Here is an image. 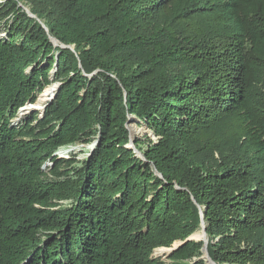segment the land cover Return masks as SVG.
<instances>
[{
  "label": "trees",
  "instance_id": "trees-1",
  "mask_svg": "<svg viewBox=\"0 0 264 264\" xmlns=\"http://www.w3.org/2000/svg\"><path fill=\"white\" fill-rule=\"evenodd\" d=\"M262 64L264 0H2L0 264H161L202 221L216 264H264ZM128 119L157 137L142 157Z\"/></svg>",
  "mask_w": 264,
  "mask_h": 264
},
{
  "label": "rangeland",
  "instance_id": "rangeland-1",
  "mask_svg": "<svg viewBox=\"0 0 264 264\" xmlns=\"http://www.w3.org/2000/svg\"><path fill=\"white\" fill-rule=\"evenodd\" d=\"M1 1L2 0H0V2ZM23 5L29 8L28 5H25V4H23ZM261 68L264 69V64H262V67ZM56 83H58V82H52L51 84H49L48 86H46L43 89V91L37 95V98H36L35 102L34 103H31L32 106L41 104L39 106L40 109L33 108V109H30V110H27V111H23V112H21L20 109H19L18 112H17V116L14 118V121L17 120L18 118H21V117H24L25 115H28L32 111H38L39 112V116L41 114H43V111L45 109V106L50 101V99L52 97V94L49 97H47V100H45L43 102H40L39 101L41 99V95L44 93V90L47 87H49L51 85H56ZM130 126L132 128L133 136L134 137H137L138 139H141L143 142H145L146 139L155 141L156 138H157L156 136H154V134L150 130H147L146 128L145 129L144 128H140L141 126H138L133 120L130 121ZM94 144H95V140L89 141L88 143L79 141V142H76V143H73V144H69L67 146L60 147V151L56 150L53 154L56 156L57 159H65V160H68V161L65 162L67 165H70L71 167H78V166H80L81 162L86 158L88 152L91 150V148L94 146ZM144 145L145 144H142L141 146L144 147ZM56 152H58V154H56ZM141 154H142V152H141ZM44 165H45L44 167L46 168V167H49L51 165V163H50V161H46L44 163ZM46 170H47V168L45 169V171ZM48 176L50 177V175H48ZM197 232H200V235L202 237L201 230H198L195 233H197ZM196 240H201V239L199 238V239H196ZM201 256H200V258H201ZM154 258H157L161 262V264H174L171 259H168V257H160V256H157V257H154Z\"/></svg>",
  "mask_w": 264,
  "mask_h": 264
},
{
  "label": "water",
  "instance_id": "water-1",
  "mask_svg": "<svg viewBox=\"0 0 264 264\" xmlns=\"http://www.w3.org/2000/svg\"><path fill=\"white\" fill-rule=\"evenodd\" d=\"M18 5L19 6H21L22 8H23V10L30 16V17H35V15L34 14H32L31 13V11H30V9L28 8V7H26V6H24L23 4H21V3H18ZM39 22L42 24V26L45 28V26H44V24H43V22L41 21V20H39ZM46 29V28H45ZM50 38V40H51V42L54 44V45H59L60 47H66V48H70L71 50H73V45H65V44H62V43H59L58 42V40L57 39H55L54 37H52V36H50L49 37ZM57 86H58V83H56V88H57ZM54 97V93L52 94V97H51V99ZM50 99V100H51ZM27 105H29V106H32L31 105V103H26V105L25 106H27ZM24 106V107H25ZM24 107H21V108H19V109H22V108H24ZM130 121H131V119H128V122H127V124H126V127H127V129H128V131H129V143L128 144H126V147H129V148H132L133 150H134V152H135V154H136V156H139V157H142L141 155V152L138 150V149H136L135 147H134V136L131 134V130H130V128H129V123H130ZM95 145V144H94ZM200 216H201V219L203 218V213H202V210L200 209ZM201 233H202V237L200 238L201 240H202V242H203V244H202V248H201V251H202V256H201V258L202 259H204V262H205V264H216L210 257H209V255H208V252H207V236H206V230H205V224L203 223V221H202V224H201ZM187 240H196V238L194 237V234H192L188 239H186L185 241H183V242H181V241H175L173 244H172V246L171 247H159V248H165V249H167V252H166V254L164 255V257H169V255L174 251V250H176L177 248H179L182 244H184Z\"/></svg>",
  "mask_w": 264,
  "mask_h": 264
},
{
  "label": "bare ground",
  "instance_id": "bare-ground-1",
  "mask_svg": "<svg viewBox=\"0 0 264 264\" xmlns=\"http://www.w3.org/2000/svg\"><path fill=\"white\" fill-rule=\"evenodd\" d=\"M56 90V85H51L49 87H47L45 90H44V93L41 95V99L39 100L40 102H43L45 100H47V97H49L51 94H53ZM53 92V93H52ZM43 104V103H42ZM41 104H38V105H35V106H29L27 105V107L25 106L24 108L21 109V112L23 111H27V110H30V109H33V108H38L40 109V106ZM37 106V107H36ZM144 126H141L140 128H142ZM129 128L131 130V134L133 135V132H132V128L130 126V123H129ZM145 128V127H144ZM194 237L196 239H199L201 238V235H200V232H197V233H194ZM167 252V249L165 248H156L154 251H153V256L154 257H157V256H160V257H164V255L166 254Z\"/></svg>",
  "mask_w": 264,
  "mask_h": 264
},
{
  "label": "built area",
  "instance_id": "built-area-1",
  "mask_svg": "<svg viewBox=\"0 0 264 264\" xmlns=\"http://www.w3.org/2000/svg\"><path fill=\"white\" fill-rule=\"evenodd\" d=\"M20 111H21V109H20ZM67 146V145H66ZM58 151H60V148L58 149ZM56 154H58V152H56ZM45 166V165H44Z\"/></svg>",
  "mask_w": 264,
  "mask_h": 264
}]
</instances>
